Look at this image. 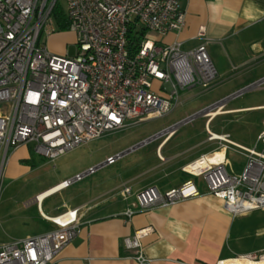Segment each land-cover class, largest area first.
<instances>
[{
  "label": "built area",
  "instance_id": "obj_1",
  "mask_svg": "<svg viewBox=\"0 0 264 264\" xmlns=\"http://www.w3.org/2000/svg\"><path fill=\"white\" fill-rule=\"evenodd\" d=\"M59 4L68 21L67 30L75 36L73 56L67 51L53 53L40 41L43 31L48 36L58 30L53 10ZM184 24L181 0H0V189L7 156L22 144H30L35 153L53 161L108 132L167 115L176 105L180 89L208 88L217 71L205 45L183 50L178 41H163L168 33H179ZM198 34L204 35L203 27ZM263 82L264 79L256 81L231 97L259 88ZM225 100L199 114L210 118V111L220 109ZM191 118L150 136L138 147L168 135ZM207 132L209 140L240 151L246 159L242 171L229 173L223 155L216 160L201 155L184 170L201 178L208 192L221 199L232 215L264 209V120L251 148L230 141L227 133L216 134L208 128ZM123 154L88 167L40 198L36 195L41 216L54 228L0 244V264H54L77 234L80 208L49 216L41 211L42 201L94 174L99 167L113 164ZM121 193L125 199L132 195L129 186H123ZM198 194L192 180L165 192L148 186L134 194L136 201L126 210L125 217ZM150 230L136 231L124 239L125 247L135 251L133 258L139 264L148 262L140 241ZM240 260L264 264V253L216 264H243Z\"/></svg>",
  "mask_w": 264,
  "mask_h": 264
},
{
  "label": "crops",
  "instance_id": "obj_2",
  "mask_svg": "<svg viewBox=\"0 0 264 264\" xmlns=\"http://www.w3.org/2000/svg\"><path fill=\"white\" fill-rule=\"evenodd\" d=\"M181 6L185 12L183 29L179 33H168L163 41H178L183 50L204 44L217 71L214 87L223 85L225 94L233 92L237 83L234 81L236 75L232 72L251 60L264 57V0H181ZM200 27L204 29L203 36L198 34ZM49 50L56 53L53 49ZM257 66L259 81L264 79V62ZM192 88L195 87L188 89ZM234 94L210 104L227 99L215 117L201 115L205 120L202 137L183 134L173 141L177 135L175 129L156 139L154 155L131 163L116 180L98 181L95 187L80 192L72 190L69 195L59 197V204L50 213L44 212V201L68 190L72 184L44 198L41 211L49 216L68 208H80L77 234L62 249L54 264H139L133 258L135 251L125 247L124 239L146 228L151 230L140 241L141 252L148 259L145 264H216L220 260L264 253V209L232 215L224 208L221 199L208 192L201 178L184 170L201 155L220 158H216V153L221 151L229 173L239 174L242 171L245 157L239 173L234 168L229 169L228 153L236 151L230 145L223 148L218 141L209 140L207 132L208 128L216 134L227 133L230 141L238 145L247 148L254 146L248 147L234 141L228 131L215 132L212 129V123L219 115L264 108V104L226 107ZM36 155L39 154L33 151L30 144H22L11 150L3 166L2 177L14 181L23 178L37 168ZM76 174L78 172L73 176ZM66 179L60 178L47 185L35 196ZM186 180L195 183L199 192L197 196L169 206L139 211L130 218L125 217L126 210L132 208V203L136 201V192L148 186H155L158 191L165 192L179 187ZM123 186H129L132 191V195L126 199L121 193ZM35 196L25 205L36 203ZM39 216L47 223L46 230L39 232V235L54 228L51 222L41 216L40 211Z\"/></svg>",
  "mask_w": 264,
  "mask_h": 264
},
{
  "label": "rangeland",
  "instance_id": "obj_3",
  "mask_svg": "<svg viewBox=\"0 0 264 264\" xmlns=\"http://www.w3.org/2000/svg\"><path fill=\"white\" fill-rule=\"evenodd\" d=\"M59 2L62 3V0ZM40 41L45 43L47 48L53 49L56 54H64L67 51L69 56H73L76 52L75 36L68 30H54L48 36L43 31ZM261 62H264V57L251 60L233 71L232 74L236 75L234 81L237 86L229 94L236 93L255 83L259 73L257 64ZM218 86L219 84L214 87L213 82L208 88L180 89L176 105L163 117L145 119L138 124H132L122 130L109 132L99 138L82 143L57 160L55 159L56 161L42 160L43 158L36 155L37 168L17 181L3 176L0 189V244L36 236L39 232L46 230L47 223L40 218L37 204L32 203L27 206L25 202L60 178L70 179L74 177L75 172L82 173L89 166L100 165L108 157L123 153L130 147L136 146L150 136L189 116L192 117L191 121L181 124L176 129L177 135L173 141L183 134L189 137H202L205 120L199 111L217 100L229 96V94H225L223 85L222 87ZM258 104H264V82L259 88L244 90L229 100L226 107ZM263 118L264 108H253L232 115H219L212 123V129L215 132L228 131L234 141L249 147L256 143L257 135L263 129ZM157 141H150L123 154L113 164L99 167L92 176H85L80 181L74 182L68 190L47 198L42 204L44 212L50 213L59 204V197L69 195L72 190L80 192L85 188L95 187L98 181L116 180L124 168L131 163L148 159L154 155ZM262 147L259 145V149ZM234 150L236 152L228 153V168H234L239 173L245 159L238 149L234 148Z\"/></svg>",
  "mask_w": 264,
  "mask_h": 264
},
{
  "label": "trees",
  "instance_id": "obj_4",
  "mask_svg": "<svg viewBox=\"0 0 264 264\" xmlns=\"http://www.w3.org/2000/svg\"><path fill=\"white\" fill-rule=\"evenodd\" d=\"M53 16L56 19V26L58 31H67L68 21L65 17L64 10L62 9V6L60 4L57 5L56 8H54ZM139 35H142V32H140ZM131 39L138 41V37L136 36H132Z\"/></svg>",
  "mask_w": 264,
  "mask_h": 264
},
{
  "label": "bare ground",
  "instance_id": "obj_5",
  "mask_svg": "<svg viewBox=\"0 0 264 264\" xmlns=\"http://www.w3.org/2000/svg\"><path fill=\"white\" fill-rule=\"evenodd\" d=\"M217 111H219V109L216 110V111H210V114H209V115L214 116L215 114H218V113H219V112H217ZM225 113H226V112H225ZM214 117H215V116H214ZM218 156H222V152H221V151L218 152V153H216V158H217ZM209 158L212 159V160H216V159H214V156H213V157H210V156H209ZM52 188H53V187H52ZM50 189H51V188H50ZM48 190H49V189H48ZM46 191H47V190H46ZM46 191H44V192H46ZM44 192L38 194V195H39V198L41 197V195H42ZM258 262H261V263H262V261H258ZM240 263H243V264H257V262H254V261H252V260H247V261H244V262H243V260H240Z\"/></svg>",
  "mask_w": 264,
  "mask_h": 264
},
{
  "label": "water",
  "instance_id": "obj_6",
  "mask_svg": "<svg viewBox=\"0 0 264 264\" xmlns=\"http://www.w3.org/2000/svg\"><path fill=\"white\" fill-rule=\"evenodd\" d=\"M138 147V145H136V146H134V147H132V148H130V149H128L127 151H125L124 153H128V152H130L131 150H133V149H135V148H137Z\"/></svg>",
  "mask_w": 264,
  "mask_h": 264
}]
</instances>
